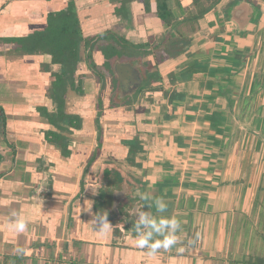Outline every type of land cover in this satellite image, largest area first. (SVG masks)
Masks as SVG:
<instances>
[{"label": "crops", "instance_id": "crops-1", "mask_svg": "<svg viewBox=\"0 0 264 264\" xmlns=\"http://www.w3.org/2000/svg\"><path fill=\"white\" fill-rule=\"evenodd\" d=\"M124 1L0 0V263L264 264V0H254L261 19L243 36L241 12L225 18L234 0H220L180 56L123 57L140 65L138 81L130 68L113 74L95 47L101 82L82 55L78 90L63 106L79 124L59 130L47 115L60 66L18 41L70 2L84 38L110 33L137 45L169 31L155 0ZM157 198L181 229L175 248L151 256L136 246L135 211L161 215ZM13 213L27 220L23 233L10 228ZM100 214L112 226L106 236L93 226Z\"/></svg>", "mask_w": 264, "mask_h": 264}, {"label": "trees", "instance_id": "trees-1", "mask_svg": "<svg viewBox=\"0 0 264 264\" xmlns=\"http://www.w3.org/2000/svg\"><path fill=\"white\" fill-rule=\"evenodd\" d=\"M130 1L131 0H126L122 2V7ZM143 1L145 5L148 6V0ZM219 1L220 0H191V4L188 7L181 8L179 0H155V15L164 23L169 31L155 41L150 39L145 44L137 45L131 44L125 39L110 33L90 39L84 38L76 9L72 2L68 3L64 10L48 14L46 19L47 26L43 31L36 32L23 40H19L18 43L22 45V49L26 53L49 55L51 57V63L60 66V72L55 74V81L51 88V97L56 104V110L52 115H47L49 124L59 130L64 129L58 126V123H64L73 128L79 124V118L63 114V106L64 96L67 91L69 89L78 90V87L75 86V71L82 60V55L85 56L88 68L101 82L104 80V76L98 71L92 59V52L95 47H99L105 61V66L108 67L113 74L114 69L119 65L123 66V68H130L133 72L135 71L134 76L137 80V76H142L139 70L140 65L138 63L131 65L127 62H121L120 60L123 57L128 59H140L155 52L159 54L160 60L167 57L175 58L180 56L190 46L189 36L197 31L199 22L206 14L216 8ZM174 7H177L180 12L179 14L174 12ZM240 12L244 21L242 24H238L239 27L237 31L238 36H243L247 33L246 27L248 25L254 27L260 22L262 14L260 6L254 0H234L227 5L225 11L227 17L225 18L231 19L233 16H239ZM102 41L106 44L97 46L98 43ZM150 78L156 79L157 77L153 75L150 76ZM114 85L116 90H118L117 82ZM123 103L124 102H120L119 105H123ZM5 121L3 110L0 108V133L3 135ZM221 123L223 124L224 120L221 121ZM49 137V141L55 143L58 147L63 145V141L66 142L64 138L56 134H49ZM5 264L15 263L11 262Z\"/></svg>", "mask_w": 264, "mask_h": 264}, {"label": "clouds", "instance_id": "clouds-1", "mask_svg": "<svg viewBox=\"0 0 264 264\" xmlns=\"http://www.w3.org/2000/svg\"><path fill=\"white\" fill-rule=\"evenodd\" d=\"M141 200H151V196L147 193L137 192ZM156 212L161 215H153L150 211H144L143 205L135 211L136 222L134 225L136 238V246L140 249H148V254L155 256L160 249L170 250L175 248L179 242L177 233L181 229L180 221L175 217L162 215L167 212V204L162 198L153 200ZM151 207V205H147ZM28 226L27 220L17 213H13V219L10 222V228L17 232L23 233ZM93 226L102 236H106L111 231V224L107 219L106 214L96 215ZM156 237H160L159 239ZM24 249H18L21 254ZM176 251L183 252V247L177 248Z\"/></svg>", "mask_w": 264, "mask_h": 264}, {"label": "water", "instance_id": "water-1", "mask_svg": "<svg viewBox=\"0 0 264 264\" xmlns=\"http://www.w3.org/2000/svg\"><path fill=\"white\" fill-rule=\"evenodd\" d=\"M120 69L122 70V69H123V66H119V65H117L116 68H115V72H116L117 75H120V73H119V70H120ZM117 70H118V71H117Z\"/></svg>", "mask_w": 264, "mask_h": 264}, {"label": "rangeland", "instance_id": "rangeland-1", "mask_svg": "<svg viewBox=\"0 0 264 264\" xmlns=\"http://www.w3.org/2000/svg\"><path fill=\"white\" fill-rule=\"evenodd\" d=\"M185 2V1H184ZM186 2H187V0H186ZM175 11H176V9H175Z\"/></svg>", "mask_w": 264, "mask_h": 264}]
</instances>
